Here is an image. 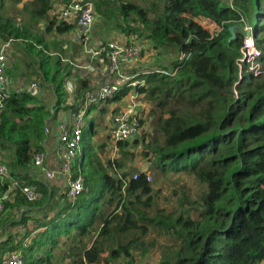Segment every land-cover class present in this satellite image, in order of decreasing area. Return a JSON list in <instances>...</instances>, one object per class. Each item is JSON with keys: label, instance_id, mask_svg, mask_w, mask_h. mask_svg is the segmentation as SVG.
I'll return each instance as SVG.
<instances>
[{"label": "trees", "instance_id": "obj_1", "mask_svg": "<svg viewBox=\"0 0 264 264\" xmlns=\"http://www.w3.org/2000/svg\"><path fill=\"white\" fill-rule=\"evenodd\" d=\"M8 1L15 7L21 2L0 0L2 44L23 40L28 51L38 55L42 54L38 47L47 46L46 33L66 34L78 28L76 22L59 18L56 0L28 1L14 14L8 10ZM158 2L146 8L133 0L117 1V16L135 26L127 28L118 22L114 28L129 35L145 34L160 53L176 55L168 65L138 75L135 90L152 104L149 114L156 132L148 135L154 155L152 167L155 171L194 174L204 186L200 196L193 199L183 194L180 209L168 212L158 208L153 212L157 202L153 179L138 169L120 173L123 164L119 159L102 162L92 143L94 120L82 140L86 143V170L82 165L85 198L71 201L67 192L59 194L47 182L50 180L40 179L33 171V159L44 148L49 134L46 126L53 123L67 94L66 75L59 78L60 57L53 72L49 65L52 57L44 55L41 68L53 81L58 96L53 110L38 94L26 90H12L0 107V163L10 171L9 177L0 179V198L13 180L32 185L40 193L37 200H29L16 188L13 200L5 202L2 212L4 215L9 208L22 212V219L12 226L32 220L34 228L24 238L33 230L38 232L25 246L23 264H116L120 259L132 264L137 250L145 255L154 245L145 239L151 230L174 240L162 246L161 258L155 264H264V72L255 76L245 71V87L239 96L230 87L239 73L241 53L236 48L244 42L238 28L231 40L230 28L238 24L241 15L251 22L249 14L255 4L256 45L264 63V0H234L235 8L227 0ZM95 6L96 15L97 11L107 15L101 3ZM198 19L215 22L219 31L210 32ZM77 81L78 89H89L88 80ZM128 92L125 87L107 101H120ZM107 110L101 109L102 113ZM144 133L146 129L141 135ZM141 135L117 144L125 148L138 143ZM100 179L101 188L91 196L92 186ZM48 201L41 215L25 211ZM6 229L0 235L8 236ZM14 240L10 234L1 241L0 264L6 252L21 246L10 245Z\"/></svg>", "mask_w": 264, "mask_h": 264}, {"label": "rangeland", "instance_id": "obj_2", "mask_svg": "<svg viewBox=\"0 0 264 264\" xmlns=\"http://www.w3.org/2000/svg\"><path fill=\"white\" fill-rule=\"evenodd\" d=\"M95 4L101 3V8L105 10L107 13L106 16H103L101 11H97L96 21L94 23L93 28L89 32V38L81 37L79 34V30L76 28L75 30L66 33V34H59L56 31H52L51 33L46 34L47 41H52L50 45L47 43V46H39L38 50L42 52V54H34L28 51L26 48V43L23 40H14L12 41L11 45L8 47V51L10 53L9 60L13 65L15 73L21 78L26 79V83L23 85H15L12 90L15 91H23L28 90L29 85L32 81H36L39 85L38 96L40 92L46 93L45 96L51 95L49 101L46 105L49 108L54 101H57V94L55 93V89L53 86V81L49 80L45 75L41 68V59L44 55H49L52 62H50V66H52V71L56 72V59L60 57V64H59V78H62L63 75H66L64 88L65 90H70V101L74 102L70 104L67 102L69 98V94H64L63 97L65 101L60 103L59 108L56 110V118L59 117L63 119V115L67 114L70 115L72 111L79 110L80 108L87 107L88 111L85 116L84 123L82 124V132L83 135H87L88 132L92 128L93 120L95 124L94 128V137H92V143L94 144L95 150L99 157L101 158L102 162H107L108 159H119L123 167L121 168L120 173L124 171H133L138 169L140 171H146L150 178L153 179L154 182V194L155 200L157 201L153 212L157 211L158 208H164L166 211H171L173 209H180L179 198L183 194L190 195L191 198L196 199L200 196L204 186L201 185L194 174L189 172H162L160 170L155 171L152 167V161L154 155L150 152L149 143V133L155 132V127L153 124V118L149 114L150 107L152 104L150 101L145 98V96H139L136 98V102L138 107L142 109V118H144L146 133L145 135L139 137L138 143H133L125 148L120 147L114 141L109 138V126L113 121L114 116L118 112L121 103L120 101H107L101 100L96 107L92 108L91 105L93 104H86V95L88 92H96L97 85L99 80L103 77L102 72L105 70L107 61H102L99 57L94 55V49H96L101 41H117V42H135L140 43L144 47V52L142 53V59L136 62L131 61L128 62L127 65L124 67V71L130 72L131 74H138L142 75L145 72L149 71L151 68H160V65H168L169 62L176 57L175 54H171L168 51H162L161 53L153 47L152 41L146 38V35L140 34H127L122 29L114 28L118 22L123 23L124 27L129 28L130 26H135L130 21L124 20L122 17H118L117 13L118 10L116 6L118 5L117 1L119 0H93ZM122 1V0H121ZM129 1V0H124ZM139 2L146 8L151 7L153 2H157L159 0H133ZM113 3H116L113 5ZM7 5L10 6V14H14L17 12V7L12 5V2L8 1ZM111 13V15L109 14ZM258 11L257 5L255 4L249 14L250 20L253 25L256 26L258 23ZM152 15V12H151ZM113 16V17H112ZM60 19H65L59 13ZM199 23L202 27L208 29L210 32L215 33L219 31V26L211 20L208 19H198ZM41 28L43 25L40 26ZM2 41L0 40V47H2ZM66 47L63 52L59 51L62 50L60 47ZM51 53L56 52L57 54L51 55ZM261 56V55H260ZM260 56L252 59L251 62H247L244 64V73L252 72L253 75H259L260 73L264 72V63H261ZM39 60V62H37ZM51 61V60H50ZM12 67V66H11ZM107 68V67H106ZM254 68L255 70H252ZM262 69V70H261ZM98 73V75L95 74ZM83 78L89 81V89L87 91L74 90L71 88L73 85L74 87L78 84V79ZM236 78L233 77L231 81L234 84V80ZM106 82V81H105ZM103 81V83H105ZM102 83V84H103ZM245 87V86H244ZM244 87L238 90L237 87H233L232 91H234L236 96H239L240 92L244 89ZM129 92L128 95L131 97L136 93L135 87H128ZM230 89V87L228 86ZM67 90V91H68ZM73 98V99H72ZM43 101V100H42ZM131 101V100H129ZM44 102V101H43ZM116 102V103H114ZM78 104V105H77ZM50 105V106H49ZM77 105V106H75ZM105 107L108 110L103 112L101 109ZM54 119V121H55ZM49 122L47 125H50ZM57 133H59V129H57ZM156 133V132H155ZM50 133L48 134V136ZM45 143H49L51 158L58 156V141L54 136H50ZM48 146L47 144H44ZM44 146V147H45ZM86 149V143L83 141L77 147V156L74 168L72 170L73 176L77 177L80 173L85 176V171L87 168L86 162L83 161L84 151ZM149 154V155H148ZM3 157V156H2ZM0 157V158H2ZM82 165L84 170L82 169ZM35 174L37 173V169H33ZM111 173L115 172L112 170ZM38 177L40 179H45L43 175L38 173ZM46 180V179H45ZM44 180V181H45ZM101 180L96 182L95 185L92 186L91 196H95L98 190L101 188ZM47 181V180H46ZM51 186L56 187L58 193H65L66 183L62 179L50 180L47 181ZM87 186V185H86ZM85 195L82 193L78 196V199H84ZM50 201H48L45 205H38L33 207H26L25 211L28 212L31 216L41 215L45 209L48 207ZM178 209V210H179ZM3 215V213H2ZM1 215L0 219V234L4 233V228L7 226L8 236L0 235V246L1 241L10 237V234L15 239V243H10V245H14L18 243L21 245L18 249H14L13 251H17L25 254V246L29 245L32 242L33 237L38 233L36 230H33L31 234L27 237H23L24 234L29 233L34 228V223L32 220H29L26 224H17L12 226L15 221H20L22 219V212L19 209L9 208L4 212L3 220ZM193 215H196L193 213ZM6 221V222H5ZM4 227V228H3ZM5 234V233H4ZM7 235V233H6ZM147 243L153 241L154 245L150 246V250L147 254L143 255V253L139 250L135 252V261L132 264H155L161 258L162 246L168 243L173 242L174 240L170 237L160 234L156 230H151V232L145 237ZM174 243V242H173ZM10 253V252H9ZM8 254L7 252L5 253ZM5 255V256H6ZM129 260L128 259H120L116 264H126ZM65 264V263H64Z\"/></svg>", "mask_w": 264, "mask_h": 264}, {"label": "built area", "instance_id": "obj_3", "mask_svg": "<svg viewBox=\"0 0 264 264\" xmlns=\"http://www.w3.org/2000/svg\"><path fill=\"white\" fill-rule=\"evenodd\" d=\"M232 8H235L234 0H227ZM58 11L66 20L76 22L79 27L80 36L89 38V32L96 21V6L93 0H56ZM199 21V20H198ZM215 23V22H214ZM238 29L243 37V44L236 48L241 56L238 60L239 73L235 77L234 83L238 90L244 87L243 73L244 64L261 55V50L256 45L255 25L250 23L245 15H241L238 21ZM10 42V41H9ZM9 42L0 48V107L3 100L7 98L15 87V81L9 72L10 62L8 47ZM143 46L140 43H127L117 41H101L94 55L102 61H107L106 67L111 76L109 80L101 84L96 92H88L86 95V104L90 105L101 100H107L115 97L125 87H135L140 80L136 78L137 74H131L124 71L128 62L142 59ZM252 70H255L252 68ZM262 70V69H261ZM144 84V80H141ZM234 84L230 87L233 88ZM235 88V87H234ZM39 85L36 81L29 84L28 92L32 95L38 94ZM139 94L136 92L129 97L128 93L123 97L125 101L119 108L109 126L110 138L116 144L120 141L134 140L141 135L145 124L141 123L140 112L136 98ZM135 99V100H134ZM131 100V101H129ZM87 107L74 110L70 114L69 122H60L56 127L50 124L46 130L58 141V155L61 159V166L53 168L49 161V151L45 147L39 150L33 159L34 167L37 169V175L40 173L46 180H56L61 178L66 183L68 197L71 201L86 189L85 176L80 173L77 177L73 176V168L76 162L77 147L83 140L82 124L87 114ZM59 129V133H57ZM10 171L5 163H0V179L9 177ZM136 177V176H135ZM20 188L26 194L29 200H37L40 197L38 190L28 184L21 185L17 180H13L3 197L0 198V215L2 214L5 202L13 200L15 189ZM2 264H23V254L13 251L5 256Z\"/></svg>", "mask_w": 264, "mask_h": 264}, {"label": "crops", "instance_id": "obj_4", "mask_svg": "<svg viewBox=\"0 0 264 264\" xmlns=\"http://www.w3.org/2000/svg\"><path fill=\"white\" fill-rule=\"evenodd\" d=\"M28 1H31V0H21V2L20 3H18L17 4V9H20V8H22L23 6H24V4L26 3V2H28ZM45 23H42V25H43V27L41 28V30L42 31H44L45 30V25H44ZM78 30H79V28H77ZM80 32V31H79ZM47 34V33H46ZM46 34H45V36H46ZM12 41H14V40H11L10 42H9V44L11 45V43H12ZM53 41V40H52ZM52 41H47V38H46V43H49L50 45L52 44ZM9 45V46H10ZM43 46V45H42ZM60 48H62V50H59V51H62L63 52V50L66 48V47H60ZM8 53H9V51H8ZM50 54L51 55H55V54H57L56 52H54V53H51L50 52ZM9 55H10V53H9ZM9 62H10V68H9V72L11 73V75L13 76V78H14V81H15V85L17 86V84L18 85H23V83H26V79L24 80V78H21L20 79V77L16 74V79H15V73H14V75H13V71H14V68H13V65L11 64V61L9 60ZM12 66V67H11ZM95 74L96 75H98V73L97 72H95ZM102 74H103V77L99 80V83H98V87H97V89L99 88V86L103 83V81L105 82V81H107V80H109V77L111 76V74H110V72L108 71V69L105 67V70L102 72ZM29 84H30V82H29ZM28 83H27V85L26 86H28L29 85ZM90 84V83H89ZM78 84L74 87L73 85L71 86V88H74V90H79V92H81V91H84V90H82V89H78ZM39 90V89H38ZM68 89H66V92H67V94H69L68 95V97L67 98H69L68 99V101L67 102H70V104H73L74 102H72V101H70V90H68ZM88 90V89H87ZM87 90H85V91H87ZM45 94L46 93H43V92H40L39 93V98L41 99V100H43L44 101V103H45V101H46V103L47 104H49L48 103V101H49V98L51 97V95H48V97H46L45 96ZM73 99V98H72ZM57 100V99H56ZM125 101L122 99L121 100V103L119 104V106H121L123 103H124ZM45 103V104H46ZM56 103H57V101H54L53 103H52V105L49 107L51 110H53V108H54V106L56 105ZM114 103H116V102H114ZM75 104V103H74ZM78 105V104H77ZM77 105H75V106H77ZM69 119H70V115H68V113L67 114H64L63 115V119H60L59 117H57V119H55V121H53V123L51 122V124L55 127V129H56V127H58L57 125L60 123V122H69ZM94 125V124H93ZM50 136H51V134L47 137V139L46 140H48L49 138H50ZM52 136H54L53 134H52ZM55 138V137H54ZM44 144H47L48 146H45V148L46 149H48V151H49V161H50V165H51V167H53V168H59L60 166H61V159H60V157H59V155L57 156V157H53V158H51L50 156H51V153H50V148L51 147H49V143H44ZM58 179H61V178H58Z\"/></svg>", "mask_w": 264, "mask_h": 264}, {"label": "water", "instance_id": "obj_5", "mask_svg": "<svg viewBox=\"0 0 264 264\" xmlns=\"http://www.w3.org/2000/svg\"><path fill=\"white\" fill-rule=\"evenodd\" d=\"M237 28H238V24L234 25L230 28V31L232 32V36H231V40H234L237 36Z\"/></svg>", "mask_w": 264, "mask_h": 264}, {"label": "clouds", "instance_id": "obj_6", "mask_svg": "<svg viewBox=\"0 0 264 264\" xmlns=\"http://www.w3.org/2000/svg\"><path fill=\"white\" fill-rule=\"evenodd\" d=\"M78 28H79V27H78ZM79 34H80V32H79ZM136 74H137V73H136ZM138 75H139V73L136 75V78H137L138 80H140L139 77H138Z\"/></svg>", "mask_w": 264, "mask_h": 264}]
</instances>
